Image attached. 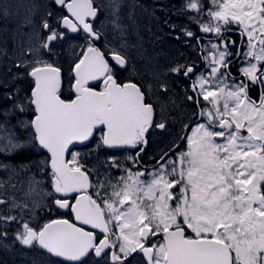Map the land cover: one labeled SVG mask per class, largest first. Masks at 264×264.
I'll return each mask as SVG.
<instances>
[{
	"label": "snow or ice",
	"instance_id": "1",
	"mask_svg": "<svg viewBox=\"0 0 264 264\" xmlns=\"http://www.w3.org/2000/svg\"><path fill=\"white\" fill-rule=\"evenodd\" d=\"M54 2L67 14L56 24L47 18L42 21L47 36L41 47L50 51L53 41L64 38L61 29L86 34L87 45L73 67L75 98L67 102L60 98L61 70L37 59L28 73L35 82L29 101L35 115L21 122V127L31 129L29 138L20 142L11 129L0 125V152L31 145L50 154L52 186L60 194L55 204L69 209L78 222L57 219L39 228L24 222L15 239L46 254L34 264H52L47 257L60 258L56 264H89L92 257L98 258L92 264L101 260L131 264L137 252L147 264H264V90L257 103L249 95L248 83L228 82L221 68L229 66L228 57L234 54L227 44L221 49L209 41V75L197 77L192 85L207 102L200 111L207 123H197L185 137L187 150L162 164L151 179L127 170L116 183L99 184L93 196L89 188L95 186L77 154L71 161L64 159L68 146L88 140L102 126L104 146L137 148L154 124L155 107L136 83L118 82V72L127 69L129 57L112 48L109 60L95 46L101 33L87 19L97 16L93 0ZM212 4L201 32L221 37L226 26L236 24L247 38L246 51L235 53L244 57L241 74L264 89V0H212ZM187 7L199 13L203 6L189 0ZM111 8L113 28L123 34L118 0H112ZM169 71L187 77L193 68L178 64ZM89 81L100 82L102 88L88 87ZM17 107L25 111L23 105ZM111 166L121 167L115 161ZM151 238L161 239L149 243Z\"/></svg>",
	"mask_w": 264,
	"mask_h": 264
},
{
	"label": "rangeland",
	"instance_id": "2",
	"mask_svg": "<svg viewBox=\"0 0 264 264\" xmlns=\"http://www.w3.org/2000/svg\"><path fill=\"white\" fill-rule=\"evenodd\" d=\"M93 1L101 11L98 30L108 45L107 40L113 41L119 35L114 28L108 30L106 26L107 22L113 27L112 0ZM174 1L176 3L169 6L164 0H118L120 4L119 23L123 33L120 34L127 39L132 50L138 49L139 45H144L141 57L146 61V69L152 67L147 62L148 55L156 58L157 52H163V48L168 50L166 53L172 58L187 57L188 53L184 49V46L190 45L184 36L188 31L187 22L190 20L195 26L191 32L192 30L197 32L200 30V24L210 19L208 10L213 7L212 0H198L203 6L199 13L187 7L189 0ZM5 9L7 10L6 15L4 14ZM49 12L53 13L51 17H48ZM61 15L53 5V0H0V125L11 129L20 142L26 141L31 132L30 128L21 127V122L30 121L34 117V109L29 102L30 95L22 80L28 79V73L36 60L51 63L65 72L66 94L70 93L74 83L73 67L80 59L86 42L81 39L79 41L65 39L48 53L44 52L41 47L46 38L42 21L47 18L56 24ZM178 16L184 21L180 20L178 23L174 18L170 19ZM170 22H176V24ZM229 26L239 28L236 24ZM173 29L176 31L173 32ZM166 34L176 35V38L179 37L178 42H172L165 36ZM188 48L195 50L192 45ZM136 57L137 55H130L134 62ZM178 64L180 62L176 65ZM146 71L144 74L150 73ZM159 75L167 77L165 72ZM199 76L201 74L196 75L194 79ZM155 79H150L151 83L146 92L154 101L160 114H169L171 111L175 113L180 109L179 99L183 97V89H180L178 95V88L172 89L170 93L168 85ZM197 91L199 92L198 88ZM17 105H23L25 111L20 112ZM99 133L101 132H98L96 140L91 144L97 156L96 162L122 161L124 156L109 155L107 157L106 154H98L97 147L101 144ZM170 134H155L154 144L157 146L168 144ZM183 146V151H186V140ZM73 153L77 154L79 160L78 152H72L67 161L72 160ZM179 153L180 151L177 157ZM0 155L3 156L0 157L3 159H0V200L4 201L3 205H0V264H34V261H40L46 254L37 247L28 248L21 245L15 236L18 230H23L24 222H28L34 228H39L48 222L46 217L52 215V211L47 210L52 209L50 198L53 195L50 187L52 177L48 167L49 157L38 147L31 145L17 151L0 152ZM176 191L179 194V188ZM7 217H15V219H4ZM4 233L6 235H3ZM189 234L192 235L191 232ZM95 259L92 257V260ZM47 260L52 264L57 262L50 257H47ZM92 260L89 264H92ZM100 264H105V260H101ZM131 264H142V262L135 259Z\"/></svg>",
	"mask_w": 264,
	"mask_h": 264
},
{
	"label": "flooded vegetation",
	"instance_id": "3",
	"mask_svg": "<svg viewBox=\"0 0 264 264\" xmlns=\"http://www.w3.org/2000/svg\"><path fill=\"white\" fill-rule=\"evenodd\" d=\"M165 2H168L169 6H173L176 2L174 0H164ZM94 2V1H93ZM171 4V5H170ZM53 5L56 7V9L60 12V15H66V9L63 8H57L56 4L53 1ZM177 5V4H176ZM94 6L97 9V16L92 22L95 29L97 31L98 27L100 25V19H101V11L97 7V5L94 3ZM174 18L176 22L180 23L179 21H184V19H180L178 16L171 17L170 19ZM174 21V20H173ZM206 21V20H205ZM176 22H170L172 24H176ZM106 26L108 30H112L113 27L111 23L106 22ZM188 31H191L193 27V23L189 20L187 22ZM227 30L223 31L221 34V37H217L216 35L212 33H204L199 31H193V36L189 37L186 34L184 35L188 41L190 42V45H192L195 50H189V46H184L185 51L188 53V56H182L180 59L172 58L169 54L166 53L168 51L166 48H163V52H157L156 58H153L152 55H148L147 62L152 66L150 69L145 68L146 61L142 59L141 52L144 51V45H139L138 49H130L132 46H130L127 43V39L123 37L120 33L121 31H116L119 33L117 35L115 40H107L109 42L108 45H106L105 40L103 38V35H100V39L95 42V46L98 47L100 50H102L103 53H105L106 57L111 60L110 52L112 48L118 49L125 55L129 57L128 65L126 70H120L117 75L118 82L125 83L128 81L136 83L138 86L142 88V90L146 93V96L149 100V102L154 104L155 112H154V124L148 129L146 133L147 136L145 138V145L144 143H141L137 148H130V147H124L121 149H112L107 148L102 144V141L100 139L99 146L97 147L100 151H103L106 155L108 153H120L124 156V160L116 163L120 164V168L112 167L113 161H106L102 162L99 161L97 163V156L95 152L93 151L94 148L91 147V144L96 140L97 134L94 135V138L91 140V143L83 148L76 149L74 151L78 152L80 155L79 162L84 166L83 170L86 172L89 171L87 174L90 178V183L94 185L95 187H90V193L95 196L96 188L99 187V184L103 183L105 185L109 183H116L120 180L121 177H124L127 175V170H131L132 172H143L146 175L141 177L143 180L151 179V174H153L156 171H159L162 164H165L166 161L169 160H176L177 159V153L184 149L183 143L185 142V138H182V136H178V133H191L192 128L196 126L197 123H207L206 119H203L200 117V111L203 106L207 104L206 101L202 99V97L197 96V89L196 91H193L192 85L193 82L196 80L194 77L196 75H204L208 76L210 69L207 67V65L212 60V51L210 48L209 41H213L217 43L221 49H223L224 44H227L229 50L234 54L232 56L228 57V60L231 61L229 66L227 68H221V72L226 73V79L228 82H235L237 84L243 82H246L250 85L249 87V95L252 99L256 100L257 103L259 101V95L260 92L264 89H262L261 85L256 84L252 85L250 81H246V78L241 74V68L246 66L244 64V57L241 55L240 57H237L235 53L239 50L240 52L246 51V45H247V38L244 36H241V30L236 27H230L226 26ZM44 30V29H43ZM65 33V36L62 40L53 41L51 44V50L55 49L60 42H63L65 39H73L76 41L80 40L81 34L71 36L68 31L62 30ZM176 29H173V32H175ZM100 32V31H99ZM45 34L47 36V33L45 31ZM111 36V35H110ZM169 40H172V42H178L176 35L170 36L169 34L165 35ZM83 39H85V36H83ZM46 40V38H45ZM234 42V43H233ZM125 44V47H121V44ZM87 45V41H86ZM86 45L83 47L85 48ZM45 52H49V50H45ZM161 53H163L161 55ZM140 54V56H138ZM130 55H137L135 58V62L132 61L130 58ZM207 57V60L205 59ZM162 60V65H161ZM180 62L181 65H188L193 68V73H190L189 76H184L183 72H181L179 75L171 73L169 69L171 67L176 66V64ZM114 63V62H113ZM135 63V64H134ZM59 68V67H58ZM62 72V83L63 87L61 91L59 92L60 98L66 101H70L71 99L75 98V94L73 91H70L69 95H65V78L63 70L59 68ZM150 71V73L144 74L146 70ZM157 69V70H155ZM146 71V72H148ZM167 74V77L160 76L159 74L163 73ZM159 75V76H157ZM156 78V79H155ZM150 79H155L163 84L168 85L169 91L171 93L172 89H183V94L179 101H180V109L176 111L175 113H172L171 111L169 114H163L159 113L158 109L154 103V101L149 97L148 92H146L147 88L150 85ZM167 80V82H165ZM22 83L25 86L26 91L31 95L32 88L34 86V81H32L30 78L22 80ZM89 87H93L94 90H100L102 88V84L100 82L96 84H91ZM72 89V88H71ZM188 96H192L194 99L189 100ZM198 101V103H197ZM163 123L165 125L164 128L157 127L156 125ZM101 132V131H99ZM154 133H171L169 137V142L166 145L157 146L154 144ZM102 135V132L99 133ZM219 139V138H218ZM140 149H143V151H140ZM156 151V154L154 152ZM170 167V165L168 166ZM51 188L52 185L50 186ZM75 195V194H72ZM55 198L56 195L51 196L52 201V209H47L49 211H52L51 216H47L46 218L48 222H51L53 220L57 219H66L70 222H73V215L72 212L69 209L61 210L54 208L55 205ZM60 198V197H59ZM74 203L75 201H71ZM87 228V227H86ZM161 238L154 239L151 243L158 242ZM135 256V255H134ZM136 258V256H135Z\"/></svg>",
	"mask_w": 264,
	"mask_h": 264
},
{
	"label": "water",
	"instance_id": "4",
	"mask_svg": "<svg viewBox=\"0 0 264 264\" xmlns=\"http://www.w3.org/2000/svg\"><path fill=\"white\" fill-rule=\"evenodd\" d=\"M67 11V10H66ZM88 20H91L92 19V17H88L87 18ZM71 33H73V32H71ZM75 75V74H74ZM32 79H33V77H31ZM95 82H98V81H89L88 82V85H91V84H93V83H95ZM60 86H61V81H60ZM73 90H74V88H73ZM74 93H75V91H74ZM102 126H98V128L96 129V130H98L99 128H101ZM96 130H94V132L96 131ZM92 137V136H91ZM91 137H89V139L88 140H86V141H74L72 144H70L69 146H68V150L65 152V154H64V159L66 160V156H67V154H68V152L72 149V148H74V147H76V146H83V145H85L90 139H91ZM43 151H45L46 153H47V151L46 150H43ZM48 155L50 156V154L48 153ZM50 168H51V164H50ZM58 194V193H57ZM58 195H60V194H58ZM0 205H3V204H0ZM56 208H58L57 207V205H56ZM59 209H61V210H65V209H62V208H59ZM73 216H74V214H73ZM74 221H75V218H74ZM75 223H78V222H76L75 221ZM84 227H87V226H84ZM95 231V230H94ZM29 248V247H28ZM52 258H54V259H57V260H60V258H55V257H52ZM145 258V257H144ZM145 262H146V264H147V261H146V258H145Z\"/></svg>",
	"mask_w": 264,
	"mask_h": 264
},
{
	"label": "trees",
	"instance_id": "5",
	"mask_svg": "<svg viewBox=\"0 0 264 264\" xmlns=\"http://www.w3.org/2000/svg\"><path fill=\"white\" fill-rule=\"evenodd\" d=\"M0 159H2V158H0ZM3 160V159H2Z\"/></svg>",
	"mask_w": 264,
	"mask_h": 264
}]
</instances>
